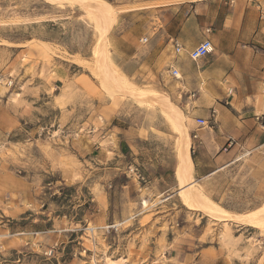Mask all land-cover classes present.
Returning a JSON list of instances; mask_svg holds the SVG:
<instances>
[{
  "label": "rangeland",
  "instance_id": "1",
  "mask_svg": "<svg viewBox=\"0 0 264 264\" xmlns=\"http://www.w3.org/2000/svg\"><path fill=\"white\" fill-rule=\"evenodd\" d=\"M151 3L0 0V264H264V149L236 145L228 166L182 182L172 117L191 155L211 120L197 127L188 91L168 90L171 42L163 65L151 30L131 60L112 48L132 41L107 43L122 19L140 33Z\"/></svg>",
  "mask_w": 264,
  "mask_h": 264
},
{
  "label": "crops",
  "instance_id": "2",
  "mask_svg": "<svg viewBox=\"0 0 264 264\" xmlns=\"http://www.w3.org/2000/svg\"><path fill=\"white\" fill-rule=\"evenodd\" d=\"M148 1L153 2L152 8L142 5L136 9L148 13L146 19H135L134 29L140 33L128 32L125 19L118 26L115 21L110 29L109 46L116 39L132 41L128 46L132 51L122 50L121 44L112 48L117 56L133 59L138 40L150 30L157 65L165 64L171 55L166 43L170 38L185 51L203 39L212 45L196 61L182 52L183 61H177L178 54L171 64L182 75L185 88L181 92L188 91L190 116L211 120L209 129L197 131L193 141L199 145L198 153L191 155L194 177L207 178L228 166L236 145L253 152L264 149V0ZM153 13L160 19H149ZM225 144L233 145L222 153Z\"/></svg>",
  "mask_w": 264,
  "mask_h": 264
},
{
  "label": "bare ground",
  "instance_id": "3",
  "mask_svg": "<svg viewBox=\"0 0 264 264\" xmlns=\"http://www.w3.org/2000/svg\"><path fill=\"white\" fill-rule=\"evenodd\" d=\"M173 59H174V56L170 57V59H169L170 64L172 63ZM181 78H182V75L178 74L177 78H175L173 82L168 83V85H167L168 90L171 92H175V91H180L183 88H185ZM172 118L175 121V123L177 124V127L179 128V132L181 134L180 145L178 148L177 171H178L179 176L183 179L182 182H184L191 176L192 163H193L191 154H190L189 149H188V135H187L186 129L184 127V115L182 114V112L180 111L177 114H174V116ZM187 194H188L189 198L192 199L193 201L195 200V202H199V203L202 202V196L199 194V192L192 190V189H188ZM142 205H143V207H147L148 201L146 199L142 200ZM208 212L210 213V215L212 217H215L217 219H225L226 218L225 215H223V213H221L220 211L208 210ZM105 263L106 264H113L114 261L109 259V258H106Z\"/></svg>",
  "mask_w": 264,
  "mask_h": 264
},
{
  "label": "built area",
  "instance_id": "4",
  "mask_svg": "<svg viewBox=\"0 0 264 264\" xmlns=\"http://www.w3.org/2000/svg\"><path fill=\"white\" fill-rule=\"evenodd\" d=\"M169 41L172 44L173 51L175 55H178L182 52H185L186 55L193 61H196L202 57H204L206 54H208L212 50V45L209 39H203L199 44H197L194 48L189 50H184L183 47L173 38H170ZM168 73L172 78H177L178 74H180L178 68L176 66L170 65L168 68ZM212 113H214V110H212ZM195 124L197 127H207L208 125V119L204 117H195ZM193 138H196V132L194 131L192 133ZM231 142V139L229 143ZM230 145V144H229ZM228 145V146H229ZM225 150V148H224ZM115 225H110L108 228H113Z\"/></svg>",
  "mask_w": 264,
  "mask_h": 264
}]
</instances>
